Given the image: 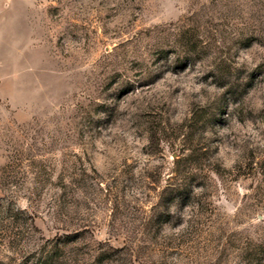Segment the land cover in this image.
I'll return each mask as SVG.
<instances>
[{
    "label": "rangeland",
    "instance_id": "rangeland-1",
    "mask_svg": "<svg viewBox=\"0 0 264 264\" xmlns=\"http://www.w3.org/2000/svg\"><path fill=\"white\" fill-rule=\"evenodd\" d=\"M0 264H264V0H0Z\"/></svg>",
    "mask_w": 264,
    "mask_h": 264
}]
</instances>
